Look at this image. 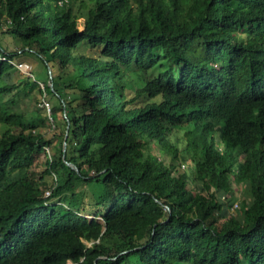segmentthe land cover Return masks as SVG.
Wrapping results in <instances>:
<instances>
[{"label":"trees","instance_id":"obj_1","mask_svg":"<svg viewBox=\"0 0 264 264\" xmlns=\"http://www.w3.org/2000/svg\"><path fill=\"white\" fill-rule=\"evenodd\" d=\"M0 57V264H264V0H0Z\"/></svg>","mask_w":264,"mask_h":264},{"label":"rangeland","instance_id":"obj_2","mask_svg":"<svg viewBox=\"0 0 264 264\" xmlns=\"http://www.w3.org/2000/svg\"><path fill=\"white\" fill-rule=\"evenodd\" d=\"M1 39L4 40L5 42H9V38L6 36H2ZM16 49H17V46H15L11 43L9 44V47H8L9 51H15ZM90 52H91V48L87 45H83L78 51V53H84V54H89ZM20 63L27 64V68H24V67H23L24 69L20 68L19 67ZM12 64L15 65L17 67V69H16V71H13L9 75L5 76V82L6 83L21 82V80L18 79L17 77L24 76V77H32L38 83L39 88L43 87L42 81H44V79H45V73H44V69L42 68L39 60H37L36 58H34L30 55H21V56L15 58L12 61ZM132 78H134V75H132ZM38 91L39 90L37 87H35L33 89H30V87L27 89H23L22 91L17 93L16 96L14 97V99L16 101H18V103H17L18 105H15L12 107L18 111L24 112L26 117H30L34 113V111H37L43 105L41 96L39 95ZM14 94H15V92H11L7 95L13 96ZM6 98H8V97L4 96V99H6ZM40 99H41V103H38V100L40 101ZM46 118H48L47 110H46V115L36 114V119L39 121V123L43 124L42 127L38 128L36 130V133H41V134L47 135V134H50L51 132H53V131H50L51 129H50L49 118L47 119V121H46ZM5 129H6V126L3 124H0V134H2V132ZM42 160L40 159V161H38V162L40 163ZM34 171H35V179H36L39 177V174L41 173L42 168L40 166H37V168H35ZM47 181H49L48 178H47ZM89 185L90 184L85 186L83 184V186H80L76 190L79 192H82L85 190L90 192V190L88 188ZM232 210L233 209H231V211ZM86 217L88 219L92 218L89 215H87Z\"/></svg>","mask_w":264,"mask_h":264},{"label":"built area","instance_id":"obj_3","mask_svg":"<svg viewBox=\"0 0 264 264\" xmlns=\"http://www.w3.org/2000/svg\"><path fill=\"white\" fill-rule=\"evenodd\" d=\"M0 59H1V60H5L4 57H0ZM19 67L22 68V69L27 68V64L20 63V64H19ZM19 67H18V68H19ZM23 67H24V68H23ZM42 103H43L42 106H44V107L46 108V110H47V112H48V115H49V114H50V111H49L48 103L45 102L44 100L42 101ZM49 118H50V117H49ZM49 121H50V127H51V128H54L55 125H54L53 121L51 120V118L49 119ZM51 183H52V186H51L50 188H48V189L44 192V197H48V196L50 195L52 189L55 187V185H56V178H55V177H53V180H52Z\"/></svg>","mask_w":264,"mask_h":264},{"label":"water","instance_id":"obj_4","mask_svg":"<svg viewBox=\"0 0 264 264\" xmlns=\"http://www.w3.org/2000/svg\"><path fill=\"white\" fill-rule=\"evenodd\" d=\"M50 78H51V76H49L48 85H49L50 87H52V83L50 82ZM65 138H66V136H65ZM65 149H66V143H65V141H64V142H63V145H62L63 156H64ZM65 163H66V165L69 166L71 169H73V170H75V171L78 172V169H77V167H76L74 164L69 163V162H65Z\"/></svg>","mask_w":264,"mask_h":264}]
</instances>
